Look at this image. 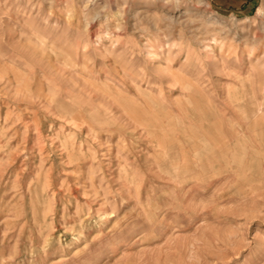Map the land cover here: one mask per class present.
I'll use <instances>...</instances> for the list:
<instances>
[{"label":"rangeland","instance_id":"rangeland-1","mask_svg":"<svg viewBox=\"0 0 264 264\" xmlns=\"http://www.w3.org/2000/svg\"><path fill=\"white\" fill-rule=\"evenodd\" d=\"M263 1L0 0V264H264Z\"/></svg>","mask_w":264,"mask_h":264},{"label":"bare ground","instance_id":"bare-ground-1","mask_svg":"<svg viewBox=\"0 0 264 264\" xmlns=\"http://www.w3.org/2000/svg\"><path fill=\"white\" fill-rule=\"evenodd\" d=\"M256 14L259 16V20H258L259 23L256 27L259 28L260 31L258 29H257L258 32H254V33H251V31H248V34L244 36L245 37L244 40H241L240 42H238V44L235 43L232 45L233 54L235 55V59L239 58V56H238V53H239L238 50L239 49H242L245 47L247 48L248 53H249L248 54L249 56L246 57V59L249 62L248 67H247V71H248V75H247L248 78L247 79H249V80L252 79L251 81H254V79H255V82H256V78L259 80V78L261 76H264V1H263L261 6L257 7ZM252 24H253V22H252ZM250 25H251V23H250ZM242 34H244V31L242 32ZM235 37H232V38H235ZM211 42H212V39H211ZM227 48H229V47H227ZM227 48H226V50H227ZM226 52H228V51H226ZM226 60H227V58H226ZM241 60H242V58H241ZM239 63H240V61H239ZM240 81L243 82L242 79H240ZM242 85H245V83H242ZM237 93H238L237 91H234L233 97H237L238 96ZM200 99L202 100L201 97H200ZM197 101H199V100H197ZM251 110L252 109L248 110V108L246 106L241 107L240 111H241L242 117H244L246 119H251L250 118L252 115ZM207 121H209V120H207ZM226 122L230 123V121H226ZM244 127H243V125H240V129H242V130L245 129V131L249 132L248 135L243 134L244 137L242 135L238 136L236 132L231 131L228 127L226 128V130L224 132L222 146H220L221 151L218 155H223V159L226 162H227L226 155H233L232 156L233 158L235 157V155H243L244 162H245L244 171L246 173L244 180L246 182V186H247L246 188L248 189V192L251 193V192L258 190L259 186L255 185L257 182L261 183L262 185L264 184V121L261 118H257V119H254L252 121H249V123L244 125ZM225 171H228V168ZM243 175H244V173H243ZM227 177H229V175H227ZM225 178H226V176H225ZM229 194H230V191H229V188H227L224 195L227 198H229V197H231ZM247 195H248V193H247Z\"/></svg>","mask_w":264,"mask_h":264}]
</instances>
